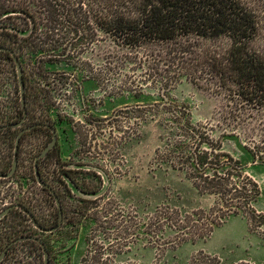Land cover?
Instances as JSON below:
<instances>
[{
  "label": "rangeland",
  "instance_id": "obj_1",
  "mask_svg": "<svg viewBox=\"0 0 264 264\" xmlns=\"http://www.w3.org/2000/svg\"><path fill=\"white\" fill-rule=\"evenodd\" d=\"M242 1L257 16L258 32L251 45L264 53V0ZM31 29L30 22L27 30L20 32L28 36L30 48L19 50L31 84L45 98L43 106L30 112L26 124L44 121L55 126L58 141L42 162L44 173L66 201L77 203L67 188L77 197L98 198L100 206L89 212L99 210L100 219L86 218L79 230L65 221L55 232H44L24 214L12 212L0 222V251L19 230L18 234H34L44 240L50 264H190L200 251L218 255L227 264H264V225L256 228L243 215L229 217L206 239L169 243L162 248L148 242L141 228L144 216L160 206L169 204L188 211L210 208L215 197L199 193L183 172L155 161L166 121H161V114L145 120L138 111L127 109L140 105L156 104L151 109L161 112L187 110L194 122L210 128L213 137L240 158L260 183L262 195L255 206L264 213V106L231 105L226 90H213L219 79L206 60L211 52H227L232 39L226 34H190L124 47L104 31L95 37L88 25L78 32L68 27L53 33L44 26L30 33ZM56 39L59 42L53 41ZM51 43L60 47L42 51L51 48ZM49 54L58 56L50 59ZM0 64L6 67L1 75L0 100L7 114L14 116L20 100L16 69L1 57ZM193 74L199 85L192 81ZM19 131L20 127L0 131V167L5 166L4 160L13 159ZM51 139V131L43 127L24 134L16 175L11 180L0 178V211L24 198L42 222L52 224L56 202L34 172V159ZM66 170H80L73 172L79 182L95 181L100 190L83 192L60 173ZM95 174H100L101 180ZM11 233L13 237H6ZM173 235L170 230L165 233ZM44 261L42 247L28 241L15 245L0 264Z\"/></svg>",
  "mask_w": 264,
  "mask_h": 264
},
{
  "label": "trees",
  "instance_id": "obj_2",
  "mask_svg": "<svg viewBox=\"0 0 264 264\" xmlns=\"http://www.w3.org/2000/svg\"><path fill=\"white\" fill-rule=\"evenodd\" d=\"M30 22L32 23L30 33L38 26H44L47 28V32L53 33L63 27L78 32L88 25L95 37L99 31H104L116 43L124 47H139L149 41H170L190 34L206 37H218L226 34L232 39L228 51L224 54L211 52L206 55L208 69L219 79L213 90L216 93L223 89L226 90L231 105H237L239 108H261L264 106V53L251 45L258 32L257 16L242 0H0V44L15 50L23 64L26 84V121L32 117L30 115L32 110L43 106L42 101L45 98L44 95L40 97L37 86L31 84V74L27 71L19 50L24 51L30 48V44L27 42L28 36L20 34L21 31L27 30V25ZM92 39L94 38L92 37ZM53 41L59 42V39ZM49 46L51 48L42 49V51L55 50L60 47L59 44L53 43ZM26 54L30 59V55ZM62 54L64 55V49ZM52 56H58V54H49V58ZM0 57L16 69L14 57L10 51L0 50ZM45 57H40V60ZM5 70V65L0 64V87L1 75ZM14 74L17 77V71L14 70ZM39 74L42 75L41 72ZM194 75L191 79L199 85L198 78ZM19 99L14 116L7 114L5 104L0 100V131L19 128L11 126L12 123L18 122L24 116L25 110L21 103V95ZM152 106L140 105L138 108L127 109L131 112L138 111L139 116L145 120L155 119L157 114L159 117L161 114L163 116L161 121H166V134L161 138L163 144L156 149L155 161L159 165H166L183 172L199 193L214 196L215 203L210 208H198L190 211L169 204L158 207L152 214L144 216L141 221L145 239L161 248L169 243L196 242L209 237L217 227L234 215L246 216L256 228L263 226L264 213L258 211L255 206L262 195V188L260 183L247 171L241 159L225 150L223 143L213 137L210 128L205 124L194 122L189 111L174 108V110L166 109L161 112L159 108L151 109ZM26 121L20 126V130L32 124L43 123V125H37L24 132L20 144L25 133L38 127L46 128L52 133L51 128L44 125L47 123L54 126L51 123L40 121L26 124ZM6 124L9 126L3 127ZM54 148L55 146L38 160L42 179L50 185L49 188L44 186L43 188L49 191L55 202L56 197L51 190H54L60 199L63 222L59 228L67 221L75 226L76 230H79L86 218L100 219L99 210L93 214L89 212L91 208L99 207L100 203L98 198L89 199L74 196L67 188L69 195L77 200V203L74 204L66 201L64 194L54 187L42 167V162ZM18 155L20 157L19 150ZM13 160L14 157L11 162L4 160L2 163L5 166L0 167V172H8L12 168ZM35 160L36 158L34 159V172ZM7 164L8 167H6ZM18 169L19 162L11 177L1 179L11 180ZM76 171L80 170H66L65 172L60 171V173L66 174L75 186L81 187L85 193H97L100 190L101 185L95 181L82 182L81 184L73 174ZM95 175L98 180H101L100 174ZM15 203H21L31 210L42 226L52 227L60 221V209L57 203L55 216L49 226L39 219L32 206L24 198L11 204ZM12 212L24 214L33 223L28 214L19 207L11 209L0 222ZM169 230L174 235L167 237L165 233ZM18 231L13 232L14 238L3 247L0 254L16 238L29 235L18 234ZM11 236L12 233L6 235V237ZM28 241L30 239L10 245L5 257L15 245ZM2 242L3 240H0V248ZM40 246L42 247V245ZM50 260L49 257L48 264H50ZM190 264L227 263L218 255L200 251L193 256ZM235 264L251 263L242 261Z\"/></svg>",
  "mask_w": 264,
  "mask_h": 264
},
{
  "label": "water",
  "instance_id": "obj_3",
  "mask_svg": "<svg viewBox=\"0 0 264 264\" xmlns=\"http://www.w3.org/2000/svg\"><path fill=\"white\" fill-rule=\"evenodd\" d=\"M0 50H8V51H10L12 53L13 57H14V61H15V64H16L17 78H18V83H19V87H20L21 103H22V106H23V108L25 110L24 116L22 117V119L19 120L16 123H12L11 124L12 127H15L16 128V127L22 126L24 124V122L26 121V118H27L26 84H25V80H24L23 64H22L19 56L15 52V50H13L11 47H9L7 45L0 44ZM37 125H43V123H37V124L28 125V126L23 127L20 130V132H19V134H18V136L16 138V142H15L14 160H13L12 168L8 172H0V178H9V177H11L15 173V171L17 169V166H18V162H19L18 150H19V144H20L21 137H22V135H23L24 132H26L27 130H30V129L34 128ZM44 125L51 128L52 133H53V136H52V139L49 142V144L36 157V160H35V173H36V179H37L38 183L41 186H44V187L49 188L50 185L42 179L41 173L39 171L38 160H39L40 157L45 156L49 152V150L56 145V143L58 141V132H57V129L54 126H51L50 124H47L46 123ZM8 126H9V124H6L3 127H8ZM51 191L55 195V197H56V203H57V205H58V207L60 209V221H59V223L57 225L52 226V227L42 226L38 222V220L36 219V217L34 216V214L31 212V210H29L27 207H25L21 203H15V204L8 205L6 208H4L3 210H1L0 211V220L5 215H7L11 209H13L15 207H19V208H22L28 214V216L33 220V223H34V225L37 228H39L40 230L45 231V232H53V231H55L56 229L59 228V226L63 222V211H62V208H61V202H60L59 197L57 196V194L55 193L54 190H51ZM25 239H36L37 241H39L41 243V245L43 247V250H44L45 264H48V262H49V251L47 249V246L45 245V243L43 242V240L41 238H39L37 236H32V235L20 236V237L16 238L15 240H13L12 242H10L9 245L0 254V262L4 259L5 255L7 253L8 247L10 245H12L15 242L22 241V240H25Z\"/></svg>",
  "mask_w": 264,
  "mask_h": 264
},
{
  "label": "flooded vegetation",
  "instance_id": "obj_4",
  "mask_svg": "<svg viewBox=\"0 0 264 264\" xmlns=\"http://www.w3.org/2000/svg\"><path fill=\"white\" fill-rule=\"evenodd\" d=\"M34 224V223H33ZM35 226V225H34ZM36 227V226H35ZM37 228V227H36ZM39 229V228H38ZM40 230V229H39ZM29 235H32V236H36L34 234H29ZM30 241H33V242H36L37 244L41 245L39 241H37L36 239H30ZM12 249V248H11Z\"/></svg>",
  "mask_w": 264,
  "mask_h": 264
}]
</instances>
